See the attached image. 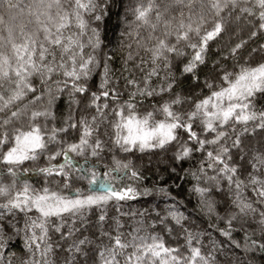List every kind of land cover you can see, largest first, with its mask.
<instances>
[{
  "label": "snow or ice",
  "instance_id": "1",
  "mask_svg": "<svg viewBox=\"0 0 264 264\" xmlns=\"http://www.w3.org/2000/svg\"><path fill=\"white\" fill-rule=\"evenodd\" d=\"M0 264H264V0H0Z\"/></svg>",
  "mask_w": 264,
  "mask_h": 264
},
{
  "label": "trees",
  "instance_id": "2",
  "mask_svg": "<svg viewBox=\"0 0 264 264\" xmlns=\"http://www.w3.org/2000/svg\"><path fill=\"white\" fill-rule=\"evenodd\" d=\"M115 25V17H113L112 21L109 23V32L111 33L112 27Z\"/></svg>",
  "mask_w": 264,
  "mask_h": 264
}]
</instances>
